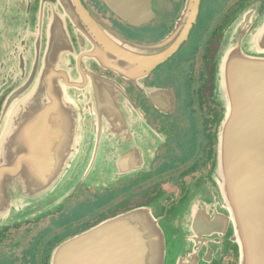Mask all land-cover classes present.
Returning <instances> with one entry per match:
<instances>
[{
	"label": "water",
	"instance_id": "1",
	"mask_svg": "<svg viewBox=\"0 0 264 264\" xmlns=\"http://www.w3.org/2000/svg\"><path fill=\"white\" fill-rule=\"evenodd\" d=\"M31 1L0 0V238L79 184L105 189L150 168L165 134L92 66L140 84L177 54L201 5L185 0L164 37L141 43L82 0ZM105 2L126 21L142 6ZM212 76L222 115L209 173L171 209L153 200L61 242L50 264H222L231 251L237 264H264V5L229 23Z\"/></svg>",
	"mask_w": 264,
	"mask_h": 264
},
{
	"label": "flooded vegetation",
	"instance_id": "2",
	"mask_svg": "<svg viewBox=\"0 0 264 264\" xmlns=\"http://www.w3.org/2000/svg\"><path fill=\"white\" fill-rule=\"evenodd\" d=\"M37 1L32 0L31 7ZM82 1L105 27L141 43L164 37L185 4V0H137L142 6L130 8L133 16L126 21L105 0ZM258 3L264 5V0H201L196 22L177 54L140 84L92 66L122 84L148 123L165 134L164 142L147 170L105 189L79 184L58 210L10 227L0 238V264H50L52 251L61 242L152 200L171 209L191 184L209 173L222 115V107L212 100L214 55L229 23ZM222 264H237L233 251Z\"/></svg>",
	"mask_w": 264,
	"mask_h": 264
},
{
	"label": "rangeland",
	"instance_id": "3",
	"mask_svg": "<svg viewBox=\"0 0 264 264\" xmlns=\"http://www.w3.org/2000/svg\"><path fill=\"white\" fill-rule=\"evenodd\" d=\"M128 179V178H127ZM81 185H83V184H81ZM83 186H85V185H83ZM77 187V186H76ZM86 187V186H85ZM87 188V187H86ZM76 189V188H75ZM153 201V200H152ZM151 202V201H150ZM65 204V203H64ZM159 204H160V202H159ZM162 209V208H161ZM51 211H54V210H51ZM24 224V223H23ZM20 225V224H19Z\"/></svg>",
	"mask_w": 264,
	"mask_h": 264
}]
</instances>
